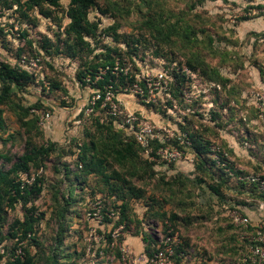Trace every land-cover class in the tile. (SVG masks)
<instances>
[{
	"label": "rangeland",
	"instance_id": "rangeland-1",
	"mask_svg": "<svg viewBox=\"0 0 264 264\" xmlns=\"http://www.w3.org/2000/svg\"><path fill=\"white\" fill-rule=\"evenodd\" d=\"M7 1L12 2L10 8L6 6L7 2L6 5L0 3V64L7 63L25 69L32 81L23 86L15 85L11 95L12 102L2 106L0 168H8L10 165L2 155H7L13 162L24 151L32 148L36 150L50 141L60 144L66 152L61 158L56 152L39 155L37 167L31 165L28 171L17 174V180L26 182L28 186L33 185L36 177L41 178L43 183L40 195L32 201L36 215L41 217L35 232V237L41 244L39 248L30 245V253L39 257L40 264H43L44 257L53 253L59 263H71V260L66 261V255L75 252L72 259L78 264H145L140 259L144 251L140 247L139 238H135L138 240L137 245H130L128 238L143 231L154 236L159 245L166 234L172 231L180 243L184 239L192 244L188 251L190 261L185 264H199L202 258L206 264H238V256L232 248L234 231L228 225L229 220L220 211L221 207L216 201L202 202L200 186L193 181L197 173L208 183L218 182L222 178L217 163L211 166L216 152H226V159L237 170L264 174V41L255 40L256 32L262 29V21L250 14L255 1L95 0L103 7L114 3L118 10H114L116 17L101 15L97 9L90 11L89 18L100 21L101 33L96 40H91L93 52L83 54L82 59L56 54L53 46H47L48 42L56 43L58 34L61 39H66L63 30L69 22L66 15L69 0H60L58 8L51 6L46 10L49 11L47 16L34 9L30 11L29 18L16 12L17 5L13 0ZM162 13L164 18L179 28L178 36L164 37L168 43L156 42L141 27L146 15H151L154 20ZM243 16L248 19L241 20ZM114 23L120 25V33L142 35V40L146 37L145 47L139 45L137 55L130 57L126 54L122 63L118 59L115 62L119 66V72L111 73L116 83H119L120 76L132 74L137 79L150 78V82H154L158 74L164 73L169 88L170 84L176 83L173 73L177 72L178 77H184V81L177 83L179 95L173 102V108L166 104L172 98L169 89L167 94L162 89L153 91L156 106L145 105V102L129 92L126 85L116 89L121 107L130 112H143L152 125L167 128L171 136L165 133L170 136L169 140H165V145L179 148L184 152L183 157L172 162L150 158L156 164V174L153 177L145 164L137 163L140 167L133 177L127 175L129 170L125 173L131 180L130 183L145 191L142 199H129V211L134 219L129 224V230L113 228L112 223L108 224L104 220L103 216L108 217L107 210L120 205L121 201L116 194L107 193L104 183L92 175L86 176L88 186L83 191L73 187L74 197L78 194L81 196L74 198L75 210L68 213L67 218L64 214L63 220H67L60 229L59 222L53 218L57 202L55 196L62 201L72 186L69 183L76 184V179L66 178L63 172L59 169L56 171L54 167L59 168L61 163H65L75 169V144L81 143L87 132L93 134L96 129L93 117L87 112L94 90L93 84L81 82L77 73L85 62L97 61L95 57L103 52L104 46H120L125 49L124 44H116L101 31ZM184 35L187 37L184 38ZM157 48L160 52L155 54L154 50ZM187 59L191 63L204 60L208 68L218 71L219 78L212 81L208 78V73L205 75L200 72L199 65L196 71L189 69L185 65ZM102 70L103 68L95 74H100ZM87 76L93 80V76L89 74L83 75L82 80ZM16 104L33 106L24 119L36 118L34 127L26 130V127L20 125L22 115ZM194 111L200 112L206 120L214 112L219 125L213 128L210 125L214 122L209 124L201 118H193ZM43 113H49L50 116L41 121ZM186 115L191 122L184 120ZM201 121L208 129L199 127ZM181 127L187 130L199 127L203 137L210 142L207 145L206 140L200 141L205 147L202 158L208 160L206 165L210 166L205 173L196 170V152L191 150V141ZM155 146L156 143L153 144L154 148ZM146 155L144 152L145 158ZM113 167L119 169L117 166ZM231 185L235 186L234 181ZM222 189L228 196L239 200L243 198L235 188L228 190L223 186ZM90 190L94 192L92 197ZM150 198L154 201H150ZM156 209L164 210L168 215L176 213L175 225L167 217L164 220L151 217ZM8 212L9 222L14 217L21 218L23 209L19 203L15 210L8 209ZM3 230L6 233L7 225ZM106 234H111L114 238L110 245L112 248H108ZM55 236L52 251L43 252L44 248L48 249ZM121 236L124 241L119 243L117 239ZM12 242L11 239H6L3 244L7 248L13 246ZM117 250L120 258L116 256ZM175 260L171 259L172 264H177ZM5 261L6 257L0 259V264Z\"/></svg>",
	"mask_w": 264,
	"mask_h": 264
},
{
	"label": "trees",
	"instance_id": "trees-1",
	"mask_svg": "<svg viewBox=\"0 0 264 264\" xmlns=\"http://www.w3.org/2000/svg\"><path fill=\"white\" fill-rule=\"evenodd\" d=\"M255 1V0H254ZM6 2L8 5H6ZM16 3V12H18L21 16L29 18L30 11L37 9L39 13L47 16L50 7L58 8L60 6V0H13ZM0 3L8 6L9 8L12 6V2L8 3L7 0H0ZM253 2L252 5H254ZM251 5V6H252ZM260 4H257L259 7ZM254 5L252 8H255ZM256 7V8H257ZM92 9H97L101 15L109 14L112 17H116L115 11L118 10V7L113 4H108V6H101L95 0H69L66 10V15L69 18V22L64 26V34L66 35V39H61L59 34L57 35L58 39L56 43L49 44L47 46H53L54 53L64 55L70 58L80 57L82 59L83 54H91L94 50L91 40H96L99 33V20H91L89 18V13ZM128 13V11H127ZM251 15L259 18L261 22V30L260 32H256V41L263 42L264 41V15L263 14H253L250 11ZM248 19L247 16H243L241 20L246 21ZM120 25L118 23L110 24L101 29L102 33L106 36L112 38V40L116 44H124L125 49L120 46H104L103 52H99V54L95 57L98 59L94 62H85L84 67L80 69L77 73V76L81 82H85L82 80V76L85 74H89L93 76L97 73L101 68L109 67L111 69L115 62L120 60L122 63L123 56L137 55V51L139 45L141 47H145L146 37L142 40V35L137 36L133 33L125 34L118 32V28ZM148 33V36L154 39L156 42L159 41H168L164 38L170 35H179V28L174 23L169 22L166 18L163 17V13L159 14L154 20L151 15H146L144 20L142 21V26ZM186 34V33H184ZM187 36L184 35V38ZM191 39V38H190ZM212 41V39L210 38ZM159 45V44H158ZM155 54L159 53V49H155ZM48 52V51H47ZM51 55V54H48ZM185 65L191 69L196 71L199 65L200 72L206 73L208 78L212 81H217L219 78L218 71L213 70L212 68H208V64L204 60L198 63H191L190 59L185 61ZM204 67V68H203ZM207 69V70H206ZM261 71V69H260ZM179 75V74H178ZM175 77V84L172 83L169 86V90L172 93V98L168 99L166 104L169 108L174 107V100H176L179 95V86L178 82L184 81V77L177 76V72L173 73ZM31 75L25 70L18 67H13L9 64H0V128L3 126V105H7L11 103V95L13 94V88L15 85L23 86L28 81L31 80ZM119 83L115 82V77L111 73V70H107V72L102 76L101 79L97 81L91 82L93 84V88L98 90H103L105 85H112L113 90L117 94V88L120 86L131 87L134 83H138L142 88L145 89V95H148V89L146 87L145 79H137L135 75L130 76H120ZM124 82V84H122ZM90 83V82H89ZM126 83V84H125ZM168 90V91H169ZM141 102H143L141 100ZM156 102L150 101L145 102L144 104L147 106H156L154 104ZM23 107L19 104H16V108L21 113V126L26 127V130L35 126L36 118L25 120L24 117H27L31 108ZM107 107L102 106V102L99 100L93 106L92 110L89 112L96 126L95 132L93 134L86 133L85 138L82 139L81 143H76V166L74 169L70 168L68 164L61 163L59 168L54 167L57 171L59 169L60 172H63L66 178H75L76 184L72 185L70 191L67 196L62 198V201L56 199V204L54 205L53 218L59 224L58 227L62 229L64 225L63 220L64 214L67 218L68 213L74 212V198H77L81 195H73V187L79 188L81 191L87 188L88 183L86 181V176L92 175L94 177L99 178L104 185L106 186V191L109 194H116L118 199L121 201L120 205L114 206L112 209L107 210V216H103L104 220L108 222V224L112 223L113 228L121 227L122 231L129 230L131 223H133L134 219L129 211V199H142L145 196V191L141 188L134 186L130 183L127 177H133L137 173L139 167L138 164H145L150 168L151 177H153L156 172H154V166L156 165L154 162L150 160V155H144L143 148L136 142L133 135L129 132L128 127H126L119 117L110 116L107 114ZM34 110V109H33ZM125 110V109H124ZM125 110L124 112H127ZM84 112V111H83ZM138 118L145 120L146 118L143 115V112L135 111L134 112ZM195 116L197 118H201V120L210 124L214 122V124L210 125L213 128L218 124L217 117L214 112L211 113V118L209 120L204 119L202 114L198 111H194L192 117ZM194 118V117H193ZM147 120V119H146ZM184 120H187V115L184 116ZM191 122V120H187ZM202 122V121H201ZM199 127H204V129H208V126L200 123ZM196 130H187L182 128V132L186 133V137L191 141V150L196 152V165L195 168L199 172L205 173L210 169V166H207L208 160L202 158L205 147L200 142L201 140H206L203 137V132L199 129ZM155 148H157L161 144H166L165 140L155 141ZM207 145L210 144L209 141L205 142ZM222 152H225L222 148H220ZM49 152H56L59 158L65 156L66 152L64 148L58 144L57 142H47V145L41 146L38 149L32 148L31 150L24 151L16 161L11 162V158L7 155H2V158L5 162L10 165L8 168H0V259L6 257V261L4 264H40L39 257L34 256L29 251V246L34 245L39 248L41 242H38L37 237H35L36 232V224H38L41 217L36 215L35 206L32 204L34 198L40 195L43 186L41 178H34L33 185L28 186V184L24 181L17 180V174L20 172H26L30 168L31 165L34 167L38 166L37 158L39 155H45ZM74 153V154H75ZM226 153V152H225ZM220 155V153H217ZM227 154V153H226ZM143 156L144 158H141ZM221 158V162L224 161V158ZM143 162V163H142ZM213 164L216 165V162L213 160L211 162V166ZM113 166L119 167V169L114 168ZM144 166V165H143ZM217 167L221 170L220 180L217 182L208 183L203 176L197 173V176L194 179V183L199 185L200 193L199 195L202 198L203 203H210L212 201H216L218 205L221 207L220 211H223L227 218V213L231 209H238L241 213L248 216L251 221H261L264 220V210L259 209L260 203H264V191L259 190L258 185L256 183H251L247 180H240V175L247 174H258L262 178H264V174L254 173V172H244L240 169H235L234 164L229 162L227 166H223L222 164H217ZM129 170V172H128ZM126 172H128V176H126ZM224 176V177H223ZM81 177V179H80ZM234 181L235 186H232V182ZM41 183V184H40ZM223 186L227 187L228 190L231 188L237 189V194L243 195V198L236 199L234 197L228 196L223 191ZM90 197L94 195L93 190L89 191ZM250 198V199H248ZM154 201L153 198H150V201ZM155 201L158 203L157 199ZM21 204L23 209L22 217H14L9 222L7 221V216H9L8 209L15 210L17 204ZM151 207V204H150ZM158 208L162 209V206ZM105 211V209L103 208ZM77 213V211H75ZM113 212L110 216L109 214ZM151 217H159L164 220V217L168 218L167 220L175 225V221L177 220L176 213L171 212L169 215L164 210L156 209V212L150 215ZM62 219V221H61ZM228 220V218H227ZM130 224V225H129ZM7 225V231L4 233V226ZM228 225L234 231L232 236L233 252L237 254L238 258L240 257V249H243L246 243H243L239 240V234L242 232V229L234 227L229 221ZM150 226V223L148 224ZM63 231V230H61ZM60 231V232H61ZM168 234V233H167ZM135 235H139L144 244V253L147 256H152V254L157 251L158 242L154 236H151L150 233H135ZM58 236V235H57ZM108 244V248H112L110 245L113 242V237L111 234H106L105 236ZM6 239H11L13 242V246L7 247L3 244ZM119 243L124 241V238L121 236L117 239ZM56 242V236L53 239V242L50 243L48 249L44 248L43 252L52 251L51 249L54 247L53 245ZM190 242V241H189ZM242 243V244H241ZM157 245V246H156ZM191 242L188 243V240H184L179 243L175 247V253L173 259H176L177 264H181L182 262V254H188L189 247L191 246ZM11 248V249H10ZM21 249V253L16 255V250ZM11 252V255H10ZM76 254V252H75ZM68 254L66 255V261L71 260V263H59L56 255L50 254L48 257L43 258V264H78L72 258L75 255ZM10 255V256H9ZM190 255V253H189ZM116 256L120 258V252L116 251ZM190 261V260H187ZM238 263V262H237ZM206 264L204 258L201 259V263ZM228 264V263H221Z\"/></svg>",
	"mask_w": 264,
	"mask_h": 264
},
{
	"label": "built area",
	"instance_id": "built-area-1",
	"mask_svg": "<svg viewBox=\"0 0 264 264\" xmlns=\"http://www.w3.org/2000/svg\"><path fill=\"white\" fill-rule=\"evenodd\" d=\"M260 4L257 7V4ZM254 5L257 7L252 8L251 12L253 14H263L264 15V0H255ZM107 70H111L112 73L119 72V66L117 63L109 69V67L103 68L100 74H95L93 80L90 76L85 78V82H94L102 78V74H105ZM146 87L148 89V95H145V89L142 88L138 83H134L131 87H128L129 92L137 96L143 102H150L155 100L153 91L162 89L164 94L168 92V84L165 80V74L160 73L155 78L154 82H150V78H145ZM102 102V106H106L107 114L114 117H119L122 123L128 127L129 132L133 135L136 142L143 148L147 155L154 160L161 161H177L182 159L183 151L177 147L166 146L165 144L159 145L157 148L153 147L155 141L169 140L171 133L168 132L167 128L156 127L152 125L148 120H143L138 118L134 112H124V108L121 107V102L116 97V93L113 90V86L110 84L105 85L103 90L95 89L92 92L91 98L88 102L87 112H90L97 101ZM49 113H43L41 116V121L48 119ZM164 133V134H162ZM165 133H169L170 136ZM218 151V150H217ZM217 153H220L217 154ZM214 159L217 164H222L227 166L230 162L227 160L225 153L216 152L214 154ZM224 161L221 162V158ZM240 180H247L251 183H256L259 190L264 191V178L258 174H247L245 176L240 175ZM260 210H264V203H260ZM113 212L109 215L111 216ZM227 218L229 222L236 228L242 229L239 234V240L246 243L243 249H240V257L238 258V264H264V220L253 222L250 218L238 209H231L227 213ZM167 236L159 243L157 251H155L152 256H147L145 253L141 255V260L145 264H172L171 259H173L175 253V247L180 243L177 240V235L170 231ZM242 244V243H241ZM21 253V249L16 250V255ZM181 264L189 258L188 254H182Z\"/></svg>",
	"mask_w": 264,
	"mask_h": 264
},
{
	"label": "crops",
	"instance_id": "crops-1",
	"mask_svg": "<svg viewBox=\"0 0 264 264\" xmlns=\"http://www.w3.org/2000/svg\"><path fill=\"white\" fill-rule=\"evenodd\" d=\"M132 237H130V238H128V240H127V242L130 244V245H137V243H138V238H139V242H140V244H141V246L140 247H142V250L144 251V244H143V242H142V239H141V237L139 236V237H136L135 235H131ZM135 238H137V239H135Z\"/></svg>",
	"mask_w": 264,
	"mask_h": 264
}]
</instances>
